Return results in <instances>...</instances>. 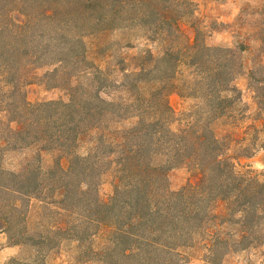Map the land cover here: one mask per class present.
<instances>
[{
  "label": "trees",
  "instance_id": "obj_1",
  "mask_svg": "<svg viewBox=\"0 0 264 264\" xmlns=\"http://www.w3.org/2000/svg\"><path fill=\"white\" fill-rule=\"evenodd\" d=\"M191 5L0 0V212L14 245L36 254L33 264H46L65 242L74 245L73 264H178L196 247L204 264H224L230 254L264 246V182L238 171L230 155L264 149V87L250 86L257 111L241 126V92L233 85L244 74L250 84L264 81V61L247 67L248 45L210 46L195 24L187 34ZM139 30L161 44L160 55L131 68L121 59L119 96L103 97H111L109 72L90 60L89 45L109 51L108 37ZM258 42L264 56V35ZM41 82L65 88L68 101L31 102L26 88ZM145 83L155 85L150 93ZM173 92L199 101L177 129ZM180 167L195 181L173 191L169 173ZM109 172L114 194L102 200ZM33 200L56 218L31 233L25 221Z\"/></svg>",
  "mask_w": 264,
  "mask_h": 264
},
{
  "label": "rangeland",
  "instance_id": "obj_2",
  "mask_svg": "<svg viewBox=\"0 0 264 264\" xmlns=\"http://www.w3.org/2000/svg\"><path fill=\"white\" fill-rule=\"evenodd\" d=\"M192 5L188 8L191 12L183 21V30L193 35L194 27L202 30L205 41L210 46L236 48L240 43H245L250 50L243 54L244 62L247 67L256 65L259 61H264V56H259L260 44L258 39L264 35V0H188ZM188 11V12H189ZM17 22L22 21V16L14 14ZM108 40L111 43L109 51L105 49L96 50V45L92 43L90 60L97 66L107 69L109 72L110 86L106 90L108 94L103 97L115 99L119 96L120 85L122 82L121 74L117 72V65L121 59H126L122 67L131 68L139 63V59L145 58L149 53L154 56L160 55L162 46L160 43L150 42L146 39L143 31L137 32H117ZM107 52L109 54H107ZM94 64V65H95ZM247 71V69H245ZM42 73V71L40 72ZM83 82H88L82 79ZM51 84L35 83L26 88L28 99L33 102L43 101H68V92L62 86L52 89ZM145 91L150 93L154 88V84L145 83ZM233 85L241 92L242 102L239 105L242 110L241 126L248 124V117L257 111L256 100L250 89L251 85L263 88V78L260 82L251 83L246 74L237 77ZM112 93L113 94L112 96ZM169 103L174 111L173 129H177L184 124L187 113L192 111L199 101L195 98L185 97L179 92H173L169 95ZM2 112L0 111V117ZM224 121L218 124L220 131L225 129ZM86 139L80 147V152L84 153L88 147ZM235 159V165L238 171H253L261 181L264 182V149H258L250 158L242 157L241 151L234 150L230 153ZM22 155L17 154L7 161V167H12L16 159ZM51 159L46 157L45 163H50ZM195 181L194 175L186 168L180 167L173 169L169 173V185L173 191L180 190L189 181ZM115 174L107 173L99 186L100 197L102 200L110 199L114 194ZM5 201V198H4ZM26 212V221L31 233L41 230L42 224L54 222L56 216L53 208L46 207L38 201L33 200ZM18 237V236H17ZM14 241L18 238L10 239V236L3 223V216L0 212V264H33L32 260L36 254L33 250L24 245H14ZM74 245L65 242L60 250L49 252L46 257V264H73L72 257L74 255ZM12 249V250H11ZM202 248L196 247L194 250H185L183 257H176L178 264H204ZM264 261V246L251 249L238 254H230L224 259V264H262Z\"/></svg>",
  "mask_w": 264,
  "mask_h": 264
},
{
  "label": "crops",
  "instance_id": "obj_3",
  "mask_svg": "<svg viewBox=\"0 0 264 264\" xmlns=\"http://www.w3.org/2000/svg\"><path fill=\"white\" fill-rule=\"evenodd\" d=\"M12 250V249H11Z\"/></svg>",
  "mask_w": 264,
  "mask_h": 264
}]
</instances>
